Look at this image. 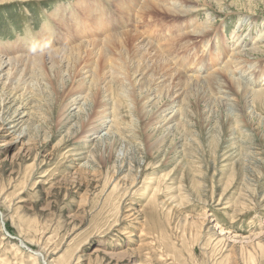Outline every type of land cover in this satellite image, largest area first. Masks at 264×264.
I'll use <instances>...</instances> for the list:
<instances>
[{
  "label": "rangeland",
  "instance_id": "obj_1",
  "mask_svg": "<svg viewBox=\"0 0 264 264\" xmlns=\"http://www.w3.org/2000/svg\"><path fill=\"white\" fill-rule=\"evenodd\" d=\"M126 1L36 0L0 6V52L22 47L23 40L34 47L25 49L37 56H47L45 52L57 42L69 49L71 40L76 42L92 26L84 2L96 5L92 18L109 20L115 29L111 31L139 30L137 34L182 74L191 75L185 70L191 68V60H197L203 68L197 76L210 78L226 69L231 53L249 51L259 38L257 45L264 50V0L198 4L181 0L186 10L195 13L177 18L146 14L143 23L139 17L145 0ZM57 9L60 21L52 15ZM123 9L130 11L125 14ZM75 18L87 26L77 30ZM211 22L205 37L180 34L195 24ZM45 25L56 32L55 41L47 46L39 36L47 30ZM165 28L171 29L172 37ZM245 59L247 63L238 60V69L234 63L229 68L236 69L233 77L254 91L264 78V52L250 53ZM48 61L41 80L27 79L32 102L19 110L9 103L8 118L0 115V212L4 216V221L0 216V264H264V102L250 106L233 85L224 90L230 92L229 98L216 90L184 91L182 85L167 92L169 83L158 80L147 90L144 77L134 113L123 105V119L114 115L120 136L112 142L104 135L108 140L100 142L99 133L87 132L91 129L87 123L90 118L97 128L101 114L108 117L100 108L104 102L99 98L97 108L89 103L87 110L79 112L82 102L74 103L86 91L72 89L71 81L65 86L54 80ZM53 68L61 70L59 65ZM2 88L3 84L0 96ZM120 92L118 87L113 89L114 99L121 97ZM227 99H231L229 106ZM144 103L156 114L168 109L161 116L172 120V125L179 120L177 110H183L182 125L171 129L162 148L158 138H148L149 120L141 112ZM107 109L112 112L113 107ZM25 125L28 135L19 138ZM121 147L127 153L123 161L118 157ZM2 223L16 239L5 234ZM31 251L44 254L46 260Z\"/></svg>",
  "mask_w": 264,
  "mask_h": 264
},
{
  "label": "bare ground",
  "instance_id": "obj_2",
  "mask_svg": "<svg viewBox=\"0 0 264 264\" xmlns=\"http://www.w3.org/2000/svg\"><path fill=\"white\" fill-rule=\"evenodd\" d=\"M29 1H36V0H0V6H7L8 4H12V3H16V2L26 3ZM40 1H43V0H40ZM182 1H186V2L194 1L191 3H197L198 4L200 2L206 3L207 1H211V0H182ZM126 2H129V0ZM84 3H85V5H88V6H84V5L83 6L86 7V9H88L86 16L89 19V23H91L92 26H87V25H85L86 23H84L81 19L80 20L82 22H79L75 18L76 20L74 19V21H75V24H76L75 27L77 30L79 28H81L80 26H82V25L87 26V28H85L84 30H83V28H81V30H83L81 32V36H84L85 38H82L80 36L78 39H76V42H75V39H72L71 41H73V42H71L67 46V48H69V49L65 50V48L62 47L63 44L57 42V43L53 44L52 48L50 49V51L52 49H54L51 51L52 53L50 51H46L45 53L48 54L47 56L46 55L37 56L36 54L34 55V54L30 53L31 51H29L28 49H25V48L33 49L34 47H28L27 45L31 44V43L30 42L26 43V40H23L22 41L23 42L22 47L14 48L13 50L8 51V52H5V51L0 52V85L3 84V88L1 89L2 93L0 96V106H1L0 115L2 116L3 120H6L8 118L6 116L9 114L8 113L9 109L7 108V105H9V103H14L15 105H18L16 108L19 110L21 107L24 108L25 106L29 105L32 102L31 96L28 97V94H27V90H28V88L26 87L27 79L30 78L31 80H35L37 82L39 80H41L42 77L44 75H46V71H48L46 68L47 60H49L51 62L50 65L52 68L50 67V69H52L51 70L52 73H50V76L54 80H56L59 83H62L65 86H67V84H69V81H71V83L73 84L72 89L75 90L77 88H81V90L84 89L86 91V94H84V93H83L84 95L80 94V99L76 100L74 103V104H76V103L81 104V102H82V105L79 106V108H78L79 112L80 111L84 112L85 110H87L89 103L91 104L93 109H94V107L97 108L96 105L99 104V103L97 104V102H99V98L101 99L100 102H104V104L102 103L103 105L100 104V108H102V110H104L103 115H105V113H106L105 116H108V117H104L100 113L102 117L100 116V118H99L100 121H99V124H97L98 125L97 128L93 127L94 125L90 122V120H91L90 118L88 119V123H87V125H88L87 127L91 128L87 132H93L95 135L99 133L97 138L99 137L100 142L101 141L106 142L108 140V139H104V135H108L112 142L114 141L113 137L115 139L116 136H120L118 129H116L117 120L123 119L121 117L120 107L123 105H127V107L130 110V114L134 113V110H136L135 109L136 108V102H138L137 97L140 96V94H141V91L138 92L139 90H137V89L142 90L139 85H141L140 82H142V81H140V79H144V77H146V80H148L147 81L148 87L146 88V86H144L147 90L150 89L149 85H151V82L153 85V84L157 83V80H158L161 82V84L162 83H164V84L169 83L167 92H168L169 88H171V87H173V90H174L175 88H177L176 85H182V87L185 88L184 91H187L186 89H188V88L194 89V90H196V92H197V90L205 89V90L211 91V93H213V91L216 90L218 93H220V94L222 93L225 98L226 97L229 98L230 92H224V90H226L228 88V86L233 85V87L235 88V90L238 94L241 93L242 96L244 95L246 100H250L249 102H247V104L250 103L249 104L250 106L255 107L257 102H260V100L262 102H264V89H262V87L264 86V78L261 80L262 82L257 84L259 89L253 91L249 87H247L248 85L247 84L245 85L244 82L240 78L233 77L235 75H233L232 73H234V71L236 69L235 70L233 69L234 70L233 71V70H230L231 68H229V66H231L234 63L238 69V66H241V63H239L238 60L242 61V59H243L244 63H247L248 61L245 59V57H248V55L250 53H251V55H254V56L258 52L263 53L264 50L260 47V45H257V44H259L260 38L257 39L255 42H253L249 46L250 47L249 51H247V48L244 45L243 48L244 49L246 48L245 50H243L244 52H239V54H237L236 53L237 51H236L235 53L237 55H235V53H233V54L231 53L230 57L228 56L229 58L227 60V65H225L226 66L225 70L229 69V71H231V74L229 73L231 76L228 75V73L223 72V70H224L223 69L222 72L217 71L210 78H206V77L200 78L199 76H197V75H199L197 73L198 72L201 73V70L203 68H202V66L198 67L197 60L196 61L191 60V64H192L191 68H188L187 70H185L186 73H190L191 75H187L185 73L182 74L178 71H175L172 68V65L166 60V58L162 54H160L158 52V50L155 49L154 46H152V44L146 42L145 39L142 36H140V34H137V32L139 30L137 32L136 31L126 32L125 31L123 33H117V32L115 33L113 31H111V30H115V29H113V27H111L109 25V20L106 19V20L102 21V19H101V21H100V20H98V18H97V20H95V18H92L93 13L95 12L94 9H96L95 4L93 6V5L89 4L88 2H84ZM96 3H97V1H96ZM126 4L128 5V3H125V4H123V6ZM80 5L81 4L79 2L77 4V6L81 7ZM179 6L182 8L179 9ZM142 7H140V9H139V10H141V8H142L141 17H139V18H141V20H142V16H144V15L146 16V14H150V16H151L153 14L160 13L157 15H164V16L170 15V16H175L177 18V16H182V15H186V14L189 15L191 13H195L192 10H189V11L186 10L185 9L186 6L182 5L181 0H145L143 2ZM55 10H56V8H55ZM93 10H94V12H93ZM127 10H128V12L130 11V9H127ZM127 10H125V11L127 12ZM58 11L60 12V10L57 9V11L54 12L52 15L54 18H56V20L60 21V18L57 15ZM104 11H105V9H104ZM123 11H124V9L122 10V12ZM126 12H123V13L127 14ZM200 12H201V10H200ZM139 13H140V11H139ZM72 14L74 15V12ZM80 15L81 14H79L78 17L81 18ZM137 15L140 16L139 14H137ZM64 18H62V22H63ZM102 18H105V17H102ZM156 20H157V18H156ZM141 23H143V20ZM244 23H246V21ZM75 24H73V25H75ZM163 24H166V23H163ZM62 25H63V23H62ZM211 25H212V22L210 25H197L196 26V24H195V26L188 27L185 30H183V32L180 34L185 35L186 37H189L191 39H197L198 37L200 38V37L206 35L207 33H209L210 31L207 32V30H208V28L211 27ZM155 26L157 27V25H155ZM107 27H109V29H110L109 31H105L107 29ZM193 27H195V28H193ZM44 28H47V30L43 29V32L41 31V34H39V36L41 39H43L45 46L51 45L52 44L51 42L55 41L52 36H54V34L56 32L52 27H49L48 25H45ZM149 28H151V27H149ZM149 28H148V30H149ZM165 29H166L165 32L172 37L173 35L169 31L171 29L170 28H168V29L165 28ZM144 31L141 30V32H144ZM176 31H178V30H176ZM71 32H74V31H71ZM68 33H70V32H68ZM76 33L79 34L80 32L76 31ZM146 33H148V31ZM62 34H64V33H62ZM152 35H153V33H152ZM143 36H144V33H143ZM70 37H72V36H70ZM189 38H187V39H189ZM148 40H150V38H148ZM168 40L173 41V44H174L173 38H168ZM28 41L29 40H27V42ZM235 41H236V39H235ZM175 42H178V40ZM2 43H4V42H2ZM208 44H209V42H207V45L206 44L205 45L208 46ZM237 44H238V41H237ZM206 46H204V48H206ZM235 47H233V48H235ZM233 48H231V49H233ZM174 50L176 51V49H174ZM232 52H234V51H232ZM198 57H200V56H198ZM222 59H224V58H222ZM100 61H101L102 65L99 63ZM237 62H238V64H237ZM215 63H216V65H218L217 64L218 61ZM57 65H59V68H61V70L58 72H57V70H54V68H53L54 66H57ZM241 69H242V67L240 68V70ZM242 70H241V72H242ZM37 75H38V78L36 80L35 78ZM39 76H41V79H39ZM250 77H252V76H250ZM254 79L253 80L255 82L256 78H254ZM149 81H150V83H149ZM227 81H228V83H227ZM144 82L146 84V81H144ZM76 85H78V86H76ZM257 85H255V86H257ZM138 86L140 88H138ZM160 86H158V87H160ZM117 87H118L119 91H121L119 93L121 97H119L118 100H116V98L114 99V97H117V95L114 96L111 93V92H113V89H115ZM155 87H156V85H155ZM180 89L183 90L181 87H180ZM218 89L221 90L222 92L221 91L219 92ZM19 91H23V93L21 95H17L19 93ZM109 92L111 94H109ZM176 92H178V90ZM80 93H81V91H80ZM106 93H108V94H106ZM151 95L153 96V94H151ZM182 95H184V92ZM163 97L164 96L162 94L159 95V100H162ZM225 98H222V100L223 99L225 100ZM153 100H155V99H152V101ZM227 100H229V102L227 103L226 106H229L231 99H227ZM79 101H80V103H79ZM143 101H144V99H143ZM147 101H149V98H147ZM185 101H186V98L184 97L183 102H185ZM219 101H221V99H219ZM145 104L146 103L142 104L141 112L143 115V119L149 120V122H148L149 127H147V128H148V130H150V134L148 135V138H150L152 136L155 138H158V142L160 143L159 144L160 148H162L164 146V144L166 143V141L168 140L167 137L169 135H171V132H172L171 129H177V126L179 128V126L182 125L179 120H181L183 117V110L181 108L177 110V112H176L178 114L177 116H180V117H179L177 124L172 125V123H171L172 120L169 121V119H167V118L164 119L161 116L168 109H166L164 107V109H162L161 112L159 111L156 114L155 112L153 113V110L151 111V110L147 109L146 106H148L149 104H147V105H145ZM108 105L111 107V109L113 107L112 112L110 109H107ZM82 107H83V109H82ZM114 108L117 110H114ZM16 112H17V110L14 111V113H16ZM154 114H156V117H153ZM114 115L116 116L117 120L115 119ZM109 118L111 120H109ZM175 122H176V120H175ZM163 123H164V125H163ZM12 127H14V126H12ZM22 127H23L22 130L19 131V138L25 137V135H28V132H29V127H27V125H25V127L24 126H22ZM104 129L105 130L108 129L106 134H102V133L100 134V132ZM118 154H119V156H118L119 159L123 161L125 159L127 153H126V150L123 149V147H121L120 153H118ZM120 168L123 169L122 166ZM135 180H134V182H135ZM0 216H1V220L4 221V219H3L4 216L2 215V213ZM20 241H21V243H19V244H21L22 247H24V248L28 247L27 244H25L23 240H20ZM98 251L99 250H97V252ZM31 252H32V254L37 256L38 258H44L46 260L44 254H42L40 252H35V251H31Z\"/></svg>",
  "mask_w": 264,
  "mask_h": 264
},
{
  "label": "water",
  "instance_id": "obj_3",
  "mask_svg": "<svg viewBox=\"0 0 264 264\" xmlns=\"http://www.w3.org/2000/svg\"><path fill=\"white\" fill-rule=\"evenodd\" d=\"M0 215H1V212H0ZM2 228H3V230L5 231V234L8 236V237H10V238H15L14 236L12 237L10 234H9V232L5 229V226H4V224L2 223ZM16 239V238H15ZM18 241H19V243H21V241L19 240V239H17ZM26 248V247H25Z\"/></svg>",
  "mask_w": 264,
  "mask_h": 264
}]
</instances>
